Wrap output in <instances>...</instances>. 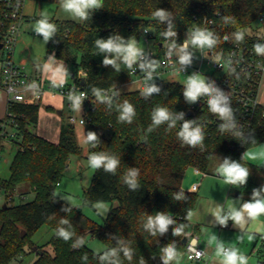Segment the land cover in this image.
<instances>
[{
	"label": "trees",
	"instance_id": "1",
	"mask_svg": "<svg viewBox=\"0 0 264 264\" xmlns=\"http://www.w3.org/2000/svg\"><path fill=\"white\" fill-rule=\"evenodd\" d=\"M9 9V1H0V28L1 22L5 25L9 22L5 17ZM158 9L169 12L170 21L161 23L153 15ZM263 13L264 0H103V8L95 11L87 21L49 20L57 31L48 40L46 56L53 54L68 67L72 66L71 83L88 93L92 101L84 113L86 133H95L100 144L95 148L87 144L86 159L89 153L100 151L120 159L115 175L103 169L94 170L84 192L85 203L117 201V205L111 206L103 223H98L80 206L60 198L55 192L56 186L71 156H81L75 126L63 121L58 142H52L34 130L40 104L11 103L7 114L16 119L12 141L17 143L18 150L10 163L8 177L0 176L6 196L3 203L6 206L0 205V264H9L29 252L36 253L32 264H140L141 259L145 264H163L160 256L164 246L174 243L178 255L184 251L183 238L191 227L189 213L198 200L195 192L182 188L185 171L193 167L206 174H215V162L226 157L240 161L247 168L253 166L241 157L245 150L264 141V119L241 132V139L247 141L242 142L233 135L236 129L219 130V125L225 122L217 121V115L208 105L192 113V104L183 95L185 84L169 81L158 82L156 86L160 92L147 99L141 96V89H135L118 92L119 95L112 98L113 107L100 103L93 88L111 95L120 85L130 81L131 70L123 64L119 72L112 65L103 66L104 54H97L94 41L114 34L125 40L133 36L138 39L147 29L145 36L153 39L160 54L165 41L180 43L187 32L203 28L219 38L214 49L217 57L224 58L235 42L233 34L236 32H242L250 43L264 44V32L254 27ZM224 17H230V22L225 23ZM169 23L177 35L166 39L162 33ZM225 36L228 40H224ZM80 71L84 75L78 76ZM207 83L222 93L218 80ZM204 97L207 96L200 98ZM124 101L135 108L132 123L118 120L115 105ZM157 106L167 107L176 114L183 112L184 120H197L204 130L203 148L183 145L177 138L182 122L170 130L164 124L149 132L151 113ZM46 108L53 110L50 106ZM253 137L255 143L251 142ZM2 141L0 137V144ZM131 167L139 170L140 188L136 191H131L122 181L123 174ZM248 181L255 183L251 174ZM21 186H26L27 190L19 191ZM181 190L186 199L177 201L173 197ZM30 191L34 192L31 201L13 203L14 193L24 196ZM156 212H165L176 222L164 235L152 236L143 227L147 216H154ZM65 219L68 223H61ZM43 225H48L53 235L39 244L33 236ZM181 226L183 234L173 236V227ZM59 229L73 235L65 241L57 235ZM88 235L98 238L105 248L101 251L90 248L86 242ZM123 246L132 250L131 260L124 256ZM113 248L118 249V255L102 260L101 257ZM258 264H264V251H261Z\"/></svg>",
	"mask_w": 264,
	"mask_h": 264
},
{
	"label": "clouds",
	"instance_id": "2",
	"mask_svg": "<svg viewBox=\"0 0 264 264\" xmlns=\"http://www.w3.org/2000/svg\"><path fill=\"white\" fill-rule=\"evenodd\" d=\"M61 7L72 17L80 21H87L92 17L95 11L103 8V0H61ZM153 15L161 23L170 21L171 18L170 13L165 9H158ZM223 19L225 23H229L231 20L230 17H224ZM56 31V26L49 23L46 16L39 20L35 27V32L42 35L46 43ZM162 35L167 39L176 37L177 33L173 31V25L169 23L168 28ZM233 35L236 42H241L244 39V34L242 32H236ZM218 40L219 38H214L213 32L208 29L196 28L190 31L185 42L179 45V64L182 66V70L184 66L191 63V53L188 51L189 45L198 49H211L218 43ZM224 40H228V36H225ZM94 45L97 49V54H104L103 66L112 65L117 72L120 71L121 64L125 65L130 70H134V65L138 66L139 70L145 74L144 86L140 93L142 97L147 99L151 97L153 93L158 94L160 92V89L152 82L154 77L153 74L159 67V64L151 58L145 60V52L138 46V42L134 36L125 40L120 35L114 34L107 39L97 38L94 41ZM177 47V44L173 41L169 46V54ZM254 48L258 54H264V44H256ZM65 75H67L66 70ZM92 91L97 101L107 104L109 107H113L112 98L119 95L116 90L113 91L111 95H108L99 88H93ZM183 95L189 104H194L200 97L207 96L209 110L217 115L219 119L225 121V123L219 125V130L224 132L236 128V124L233 120V109L229 106L228 97L207 83L205 76L198 73L188 75L185 81ZM68 98L73 101L72 108L76 111H80L81 101L87 98V94L81 92L79 95H70ZM115 107L119 112L118 120L120 122L132 123L136 115L135 108L132 104L124 101L122 104H116ZM151 120L152 124L148 128L149 132L164 124H167L170 130L175 128L178 122H182L177 132V138L183 145H188L193 148H203V141L205 138L203 126L199 124L197 120H184L183 112L176 114L167 107L157 106L151 113ZM233 135L238 139L242 138V133L239 131L233 132ZM241 141L247 142L243 139H241ZM84 142L92 148L100 144L97 135L92 132L87 134ZM251 142L255 143L254 137ZM254 155L253 153H244L241 160L254 158ZM259 155L264 156V152ZM88 165L94 170L103 169L105 173L115 175L120 165V159L104 151L91 152L88 155ZM218 173L223 177V182L225 184L237 187L246 185L250 175L249 169L243 166L240 161L227 157L222 159L218 167ZM138 177L139 170L135 167H131L123 174L122 181L131 191H136L140 188ZM262 193H264V186L260 189H253L251 200L244 202L239 210L230 206L229 210L224 212L223 206L217 205L212 212L215 221L221 226H226L227 222L231 220L234 225L243 229L248 220L255 221L261 214H264V195H262ZM173 198L177 201L186 199L183 190L176 193ZM64 199L71 204V197H64ZM96 206L102 207L101 204H97ZM67 210L70 211V209ZM190 216L191 213H189V217ZM61 223L67 224L68 220H62ZM175 223L172 217L165 212H156L154 216H147V220L143 227L152 236H156L157 234L164 235L167 233L169 226ZM182 228L183 226L173 227L172 235L177 236L183 234ZM57 235L67 241L71 238L73 233L65 231L64 229H59ZM249 239H252V236H249ZM83 242V239H81L80 243ZM208 243L210 245L215 244L214 257L219 264H248V258L243 255L238 248L235 246H225V243L219 240L215 234L210 236ZM121 250L128 260L132 259V250L129 247L123 246ZM161 252L162 255L160 257L163 264H172V261L178 260L179 258L174 243L164 246ZM117 255L118 249L113 248L109 252H106L101 259L108 260ZM196 256L199 257L200 253L197 252ZM140 264H145V261L141 259Z\"/></svg>",
	"mask_w": 264,
	"mask_h": 264
},
{
	"label": "built area",
	"instance_id": "3",
	"mask_svg": "<svg viewBox=\"0 0 264 264\" xmlns=\"http://www.w3.org/2000/svg\"><path fill=\"white\" fill-rule=\"evenodd\" d=\"M9 1L10 9L5 12L8 24L1 22L0 28V90L6 94L7 107L11 103L25 104H42L44 95L60 96L64 104L71 109V114L67 116V122L71 125H85L86 120L84 113L91 104L90 96L85 91L81 90L74 82L67 84L66 82H57L52 79H44L32 72H29L23 65H17L14 62V51L20 32L21 23L24 20V4L27 0H0ZM258 26L255 28L259 32H264V13L257 20ZM147 29L143 31L145 35ZM190 32V31H189ZM187 32L178 46L183 44L188 37ZM36 35L37 34L35 32ZM146 43L149 39L145 36ZM165 43H172L167 40L162 45L161 53L158 54L156 49H147L145 51V60L151 58L158 62L159 67L153 75H158L164 71H175L183 76L192 75L193 73L204 74V67H212L215 69L213 75H209L208 80H218L222 87V93L228 97L229 106L233 109V120L236 124V129L239 132H244L247 129L253 128L259 123L260 119H264V106L258 98V88L261 76L264 71V54H258L255 51L254 43L247 41L244 36L243 41L234 42L232 48L228 51L224 58L216 56L214 47L211 49L193 48L189 45L188 51L191 53V63L183 67L179 64V49H173L169 54V46ZM134 70H131V79L129 83L137 85V89H143L145 74L139 70L138 66L134 65ZM84 73L79 72L78 76ZM159 80L155 83L161 82ZM81 92L87 94V98L81 101L83 114L77 116L72 108L73 101L68 97L79 95ZM208 97L199 98V100L191 105L190 111L195 113L203 110L207 103ZM216 120L220 121L218 116ZM224 121V120H221ZM225 122V121H224ZM12 126L13 131L10 132L8 127ZM16 119L10 114L0 118V137L5 140L15 135ZM2 146V142L0 147ZM1 174V169H0ZM6 199L5 190L0 185V200ZM11 197H9L10 199ZM227 212V211H224ZM231 225V220L226 226ZM186 257L190 261H198L203 258L204 252L197 246L196 237L188 238L184 248ZM200 256L197 257L196 253Z\"/></svg>",
	"mask_w": 264,
	"mask_h": 264
},
{
	"label": "rangeland",
	"instance_id": "4",
	"mask_svg": "<svg viewBox=\"0 0 264 264\" xmlns=\"http://www.w3.org/2000/svg\"><path fill=\"white\" fill-rule=\"evenodd\" d=\"M24 20L20 26V32L18 35V40L16 43V49L14 51V62L17 65H23L29 72L35 73L36 68H41L42 66L51 67V62L60 60L56 58L53 54L46 56L47 44L44 41L42 35L35 34V27L37 22L45 16L49 20L59 19V20H74L80 21L70 14L66 13L61 7V0H27L24 4L23 9ZM50 23V22H49ZM258 26V22L255 23L254 27ZM138 46L145 52L147 49H155L153 39H149L148 44L145 40V35L141 34L138 39ZM171 43H165V46H170ZM178 46V45H177ZM179 49V46L176 48ZM62 61V60H60ZM64 62V61H63ZM61 62V63H63ZM60 63V62H59ZM66 63V62H65ZM57 64V62H55ZM67 65V63H66ZM73 70L72 66L67 65V75L66 83L70 84L72 82L71 72ZM215 69L212 67H204V74L208 80L209 75H213ZM188 76H183L175 71H164L158 75H154L153 81L156 83L159 80L177 82L185 84ZM151 83V82H150ZM137 85L134 83H125L120 85L117 92L135 90ZM114 90V91H115ZM6 94L4 91L0 90V118L6 117ZM57 99V98H56ZM58 109V111H57ZM55 108V110H48L43 104L40 105L38 123L34 130L39 134L47 137L53 142H58V125L63 121L67 120V116L71 114V109L67 104L62 103L61 108ZM59 111H62L60 114ZM77 116L83 114L82 108L80 111H74ZM8 130L13 131V127L9 126ZM75 131L77 135L78 143L81 147V156L72 155L69 164L59 180L56 186V194L62 198L64 201L69 203L64 197H71V204L75 206H80L83 212L95 220L98 223H103L104 218L107 216L111 206L117 205V201L113 203L110 202H95L92 205L85 203V190L90 184L92 179L94 169L88 165L87 155V144L84 142L87 136L85 125H75ZM12 137L3 140L2 146L0 147V169L2 178L8 177L9 167L15 152L18 150L17 143L12 141ZM223 158L218 159L215 162L214 171L218 173V167L222 162ZM211 176V175H210ZM223 177L221 176L220 179ZM26 186H21L18 188L19 191L24 189ZM34 198V192H28L26 195L21 196L19 192L14 193L13 203L18 204L21 202H28ZM4 203V199L0 200V205ZM70 204V203H69ZM97 204H101L102 207H97ZM48 225H43L33 236V240L40 242H46L52 236V231L49 230ZM86 242L88 246L96 251H101L105 248L104 243H102L98 238L88 235ZM32 253L29 252V255ZM14 259L13 261H15Z\"/></svg>",
	"mask_w": 264,
	"mask_h": 264
},
{
	"label": "crops",
	"instance_id": "5",
	"mask_svg": "<svg viewBox=\"0 0 264 264\" xmlns=\"http://www.w3.org/2000/svg\"><path fill=\"white\" fill-rule=\"evenodd\" d=\"M61 62L63 61L56 60L51 62V67H47L46 65L41 68L38 67L34 71V74L47 80L52 79L57 82H66L65 70L67 72V65L65 62ZM258 98L264 106V71L259 83ZM62 103L63 101L60 96H51L49 94L44 95V101L42 102L45 107L50 106L53 110L61 108ZM61 113L62 111H60ZM61 124L58 125V134L60 133ZM39 135L43 136L42 134ZM262 152H264V141L244 151V153L255 154L254 158L243 159V161L253 165L249 166L248 169L253 176V181H255V183H250L247 180L244 186L237 187L225 184L223 178L220 179L219 173L206 174L193 167H189L185 171L182 188L195 192L198 196L197 204L191 212V227L187 236L188 238L196 237L197 246L203 250L204 255L198 261H190L187 259L185 252L182 251L178 255V260H175L173 264H219L214 257L215 244L210 245L208 243L212 234H215L219 240L224 242L225 246H235L238 248L248 258V264H258L261 251H264V214H261L255 221L248 220L244 228L241 229L234 225L233 221H231L230 227L221 228V225L215 221L212 212L217 205L223 206L224 211H228L230 206L239 210L244 202L251 200L253 189H260L264 185V156L259 155ZM23 190H27V187ZM49 230L52 231L53 235V230ZM249 236H252V239H249ZM41 241L36 240L39 244L44 243ZM28 254L19 256L9 264H32L36 259V253L33 252L27 256Z\"/></svg>",
	"mask_w": 264,
	"mask_h": 264
},
{
	"label": "water",
	"instance_id": "6",
	"mask_svg": "<svg viewBox=\"0 0 264 264\" xmlns=\"http://www.w3.org/2000/svg\"><path fill=\"white\" fill-rule=\"evenodd\" d=\"M0 47H1V44H0ZM84 83V79L82 80V84ZM59 113H60V111H59ZM3 206L5 207L6 206V204H3ZM187 241H188V236H185L184 238H183V243H187Z\"/></svg>",
	"mask_w": 264,
	"mask_h": 264
}]
</instances>
